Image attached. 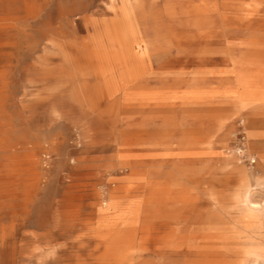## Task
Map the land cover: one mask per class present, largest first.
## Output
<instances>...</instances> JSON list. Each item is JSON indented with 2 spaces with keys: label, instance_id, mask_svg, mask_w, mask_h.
Wrapping results in <instances>:
<instances>
[{
  "label": "rangeland",
  "instance_id": "374dc122",
  "mask_svg": "<svg viewBox=\"0 0 264 264\" xmlns=\"http://www.w3.org/2000/svg\"><path fill=\"white\" fill-rule=\"evenodd\" d=\"M263 155L264 0H0V264H264Z\"/></svg>",
  "mask_w": 264,
  "mask_h": 264
},
{
  "label": "built area",
  "instance_id": "2783aa9c",
  "mask_svg": "<svg viewBox=\"0 0 264 264\" xmlns=\"http://www.w3.org/2000/svg\"><path fill=\"white\" fill-rule=\"evenodd\" d=\"M243 139H244V136L243 135H240L239 136V140L241 141V143L238 145L239 152H242L244 150ZM249 160H250V163L251 164L255 163V161H256V159H255L254 156H252Z\"/></svg>",
  "mask_w": 264,
  "mask_h": 264
},
{
  "label": "crops",
  "instance_id": "0c3cea01",
  "mask_svg": "<svg viewBox=\"0 0 264 264\" xmlns=\"http://www.w3.org/2000/svg\"><path fill=\"white\" fill-rule=\"evenodd\" d=\"M257 121V120H256ZM261 121V120H260ZM263 159H264V155H263Z\"/></svg>",
  "mask_w": 264,
  "mask_h": 264
}]
</instances>
